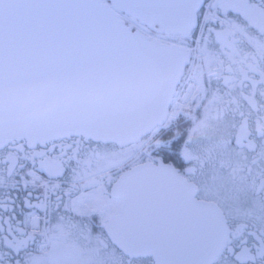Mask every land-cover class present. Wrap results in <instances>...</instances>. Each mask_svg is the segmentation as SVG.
<instances>
[{
  "label": "snow or ice",
  "instance_id": "obj_1",
  "mask_svg": "<svg viewBox=\"0 0 264 264\" xmlns=\"http://www.w3.org/2000/svg\"><path fill=\"white\" fill-rule=\"evenodd\" d=\"M6 56L156 87L0 131V264H264V0H0Z\"/></svg>",
  "mask_w": 264,
  "mask_h": 264
},
{
  "label": "water",
  "instance_id": "obj_2",
  "mask_svg": "<svg viewBox=\"0 0 264 264\" xmlns=\"http://www.w3.org/2000/svg\"><path fill=\"white\" fill-rule=\"evenodd\" d=\"M155 87L154 81L101 83L56 73L24 79L6 56L0 66V131L40 120H131Z\"/></svg>",
  "mask_w": 264,
  "mask_h": 264
},
{
  "label": "flooded vegetation",
  "instance_id": "obj_3",
  "mask_svg": "<svg viewBox=\"0 0 264 264\" xmlns=\"http://www.w3.org/2000/svg\"><path fill=\"white\" fill-rule=\"evenodd\" d=\"M182 119V118H181Z\"/></svg>",
  "mask_w": 264,
  "mask_h": 264
}]
</instances>
